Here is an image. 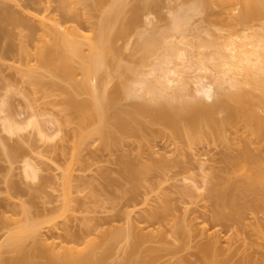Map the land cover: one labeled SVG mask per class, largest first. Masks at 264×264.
I'll return each instance as SVG.
<instances>
[{"label":"rangeland","instance_id":"rangeland-1","mask_svg":"<svg viewBox=\"0 0 264 264\" xmlns=\"http://www.w3.org/2000/svg\"><path fill=\"white\" fill-rule=\"evenodd\" d=\"M81 1L82 5L73 8L70 1L63 4L61 0H0V13L4 9L18 13L25 23L34 26L33 32L22 27L21 32L8 21L2 22L14 35L15 49L6 55L11 42L0 36V107L5 109L2 113L24 122L25 127L11 135L4 131L0 118V264L17 259L18 251L9 247L7 240L24 222L42 224L39 236L40 232L58 234L62 244L86 248L85 254L93 258L90 264H182L184 259L201 264L197 257L200 246L215 240L220 252L218 262L207 264H264V205L255 208L248 203L237 219L219 220L216 200L208 191L222 178L245 180L242 171L226 170L228 158L245 149L264 168V136L251 127L226 126L220 138L202 124L198 134L202 139L191 142V127L186 122L181 121L175 133L171 125L135 108L147 104L148 98L120 97L106 103L102 133L88 144L78 145L82 133L101 126L99 119L86 121L84 111L69 106L67 101L68 94L80 102L92 100L90 94L77 88L84 80L81 60H74L72 75L63 74L57 64L39 61L40 46L47 43L42 39L47 35L35 18L46 12L65 26H76L85 36L80 39L81 56H87L91 53L89 42L97 40L110 0ZM144 1L125 0L126 7L120 8L124 10L112 12L106 21L109 42L104 55L109 60L100 72L105 82L99 90L101 95L109 94L117 75L130 64L139 33L166 30L172 15L187 5L200 7L192 23L196 30L192 28L189 33L194 42L209 41L221 34H241L247 27L260 31L264 20V5L253 19L245 18L239 8L235 12L227 10L232 1L224 5L226 11L221 7L225 1L221 5L218 0H214L217 4L213 0H154L149 31L144 28L143 16L127 36L121 37L123 23ZM45 8L48 10L44 12ZM22 42L29 54L20 61ZM188 86L193 89L195 85ZM246 89V106L264 116L260 92ZM200 96L203 99L205 95ZM215 98L204 99L213 102ZM170 102L180 105L183 100L170 98ZM31 112L41 114L38 119L45 125L48 139L25 125ZM217 115L219 119L224 116ZM53 122L61 129L58 136ZM17 148L18 153L14 151ZM28 159L39 169L36 179H30L24 171ZM132 168L138 169L137 178L131 175ZM197 186L201 190H196ZM256 196H248L247 202H258ZM222 211L231 215L228 207ZM34 242L27 238L24 250L33 251ZM56 264L64 263L57 260Z\"/></svg>","mask_w":264,"mask_h":264},{"label":"bare ground","instance_id":"bare-ground-1","mask_svg":"<svg viewBox=\"0 0 264 264\" xmlns=\"http://www.w3.org/2000/svg\"><path fill=\"white\" fill-rule=\"evenodd\" d=\"M62 1L63 4L72 3L70 6L74 5L73 8L80 4L82 5L81 0H68L71 3L67 0ZM153 1L145 0L140 7L135 8L133 17L123 23L122 30L119 32L120 36H127L129 30L135 27L137 20L143 16H145L142 18L144 28L149 31L148 26H151L153 22L151 19L152 14L149 12ZM218 1L221 2V5L224 3L222 1H225L222 6L219 3L221 7L232 1V4H227V10L235 12L239 8L245 18L251 16L249 18L253 19L264 5V0ZM124 5L125 0H110V9L106 10L97 32L98 38L89 42L91 53L84 57L81 56L80 46L82 40L80 39L85 36H83L81 31L79 32L76 26H65L55 17L46 14L45 11L48 10V7L43 10L44 14L35 18L42 31H45L46 34L44 36L47 35L42 39L43 43L46 39L48 43L45 42L40 46L39 61L44 62L46 60L57 64V69L62 71L63 74L72 75L75 71L73 67L74 60L76 58L81 60L80 66L84 80L78 84L77 88L90 94L92 100L80 102L71 94H68L67 101L69 106L73 105L76 109L84 111V119L86 121L99 119L101 126L88 134L82 133L78 142L79 146L88 144L94 139L96 134L102 133L101 128L106 120L104 112L106 103L120 97L148 98L149 102L147 104H139L135 108L152 118L163 120L172 126L175 133L179 131L180 122H186L191 127V132H188V138L191 142L196 141L197 138L202 139L198 134L203 126L207 127L211 134L213 133L220 138L223 137L226 126L232 128L249 126L259 136H264V116L251 110V108L249 109L245 103L248 94L246 88L249 87L251 91L258 90L260 92L259 101L264 106V20L261 22L260 31L247 27L241 34H221L218 37L213 36V39L209 41L198 39L194 42L195 40L192 41L189 35L192 34L191 31L196 30L192 23L200 7L198 5H187L172 15L166 30L151 31L147 34L143 30L142 33H139V38L133 45L131 65L124 66L121 70L122 72L117 75V81L109 94L107 96L101 95L99 90L102 86H105V82L100 72L104 66H107L109 60L104 55L108 46L106 42H109L105 24L109 20V15L112 12V14H115L116 11L118 13L123 11L124 9L120 8L126 7ZM232 5L235 7H232ZM64 8L69 11L68 8ZM231 15L233 14L231 13ZM22 19L20 14L6 9L0 13V36L2 38L4 36L7 37L11 42L8 47V53L5 52L6 55L14 52L15 46L12 41L14 35L12 36L6 31L2 26V22L8 21L14 29L16 28L19 31L22 30V27L33 32L34 26L27 24V22L25 23ZM22 43V45L25 44L24 42ZM24 46L19 48L20 61L24 60L23 56L28 57L29 54L28 46ZM20 61L19 64L21 63ZM189 82L195 85L193 89L188 88ZM190 90H193L192 94H190ZM190 95L193 96L192 99H188ZM200 95L205 96L202 99ZM216 95L218 96L216 97ZM213 97H216L215 101L212 100L213 102H208V100L204 99H212ZM170 98L181 99L183 102L180 105H173L170 102ZM2 107H0L1 115L3 114L0 117L2 127L7 133L14 135L23 128L24 122L16 121L17 119H12L11 116L9 117L2 113L5 112ZM32 108L34 109V107ZM32 108L31 111H34ZM220 113H223L224 116L219 119L217 114ZM40 116L41 114L39 115L37 112H31L29 118L26 119L27 122L25 121V125L36 128L42 137L48 139L49 134L46 127L38 119ZM122 124L126 125L123 122ZM58 125H56L57 130L54 129V132L57 131L55 132L56 136L61 130ZM50 137L53 138L51 135ZM18 150L19 148L14 151L18 153ZM258 161V158L251 154L248 149H245L235 157L228 158L229 168L227 167L226 170L229 169L231 171L234 168L238 172L242 171L241 174L244 173L245 180L234 181L229 177L222 178L208 188L209 193L216 200L215 204L218 206L216 207L217 219H237L240 217V210L247 207L248 203H250L248 206L255 208L264 205V168L259 165L260 161ZM24 166L27 177L30 179L38 178L39 169L34 163L28 159L25 160ZM130 173L137 178L139 171L136 168H132ZM66 180L68 183L70 182L69 174L66 175ZM199 187L197 186L196 190H201ZM250 195H257L256 199L260 198L259 201L255 200L254 203L247 202ZM223 207H228L231 210V215L223 213ZM40 225L42 224L24 222L16 227L13 233L10 232L12 234L7 240V244L18 251L19 255L15 261H4L2 264H56L57 260L62 261L64 264L92 263L91 254H85L86 248L66 246L61 241H58V234L56 236L50 231L51 234L47 235L45 233L46 235H43L40 232L44 236L40 235L42 237L40 239ZM135 236V240L139 241L138 236ZM27 238L37 241L34 242L35 249L33 246V251L28 250L26 252L24 250V241ZM217 242L215 240L200 246L197 257L201 264L218 262L217 258L220 252L217 248ZM100 262L99 260L98 263ZM182 264H197V262L184 259Z\"/></svg>","mask_w":264,"mask_h":264}]
</instances>
